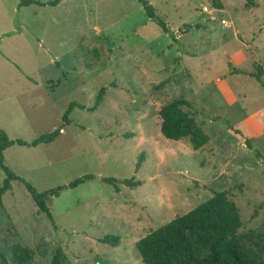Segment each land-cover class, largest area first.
I'll return each instance as SVG.
<instances>
[{
  "label": "rangeland",
  "instance_id": "obj_1",
  "mask_svg": "<svg viewBox=\"0 0 264 264\" xmlns=\"http://www.w3.org/2000/svg\"><path fill=\"white\" fill-rule=\"evenodd\" d=\"M147 1L168 32L138 0H0V129L31 141L62 127L49 143H14L4 164L37 192L93 175L45 199L52 219L12 179L0 207L1 264H53L57 252L62 264H144L138 239L222 190L256 249L264 133L252 141L244 118L260 110L264 123V86L249 74L261 65L264 81V0ZM174 98L190 103L208 136L198 149L160 132L158 111ZM5 176L0 167V186ZM111 236L117 245L101 241Z\"/></svg>",
  "mask_w": 264,
  "mask_h": 264
},
{
  "label": "trees",
  "instance_id": "obj_2",
  "mask_svg": "<svg viewBox=\"0 0 264 264\" xmlns=\"http://www.w3.org/2000/svg\"><path fill=\"white\" fill-rule=\"evenodd\" d=\"M61 0H49L38 2L37 0H21L24 5L30 3L57 5ZM146 14L154 19L163 32H168L166 23L155 14L154 7L147 0H138ZM214 5L221 7V4L213 0ZM263 69L258 66L254 76L261 85ZM106 87H101L96 95L94 105L90 110H95L103 100ZM190 107V103L184 98H174L163 105L159 111L160 132L168 139H189L191 146L198 149L208 142V136L196 123L190 112L184 109ZM74 107L70 103L62 115L65 124L70 122L69 114ZM84 107V106H82ZM62 127L54 131L41 134L31 141L22 139H10L0 129V167L5 173L3 183L0 186V207L3 205L2 196L10 188V181L19 178L25 184L29 194L36 203L38 209L46 213L52 219L51 212L45 204L48 196H58L59 193L68 188L93 178V175H84L75 178L68 184L60 185L44 192H37L36 189L24 179L14 174L5 164L3 152L5 149L17 143L28 147H34L41 143L51 142L60 132ZM109 183L115 182L112 178H103ZM123 183L131 185V180H123ZM137 183V182H136ZM138 184V183H137ZM243 225L239 209L236 203L228 196L227 191H215L206 201L200 203L193 209L177 215L167 223L149 231L135 243L136 249L144 264H264V232L252 240L256 246L252 248L245 242L243 234L239 229ZM250 240L251 238L248 237ZM103 242L117 245V236L102 238ZM63 256L57 252L52 260L53 264H62ZM1 264V263H0Z\"/></svg>",
  "mask_w": 264,
  "mask_h": 264
},
{
  "label": "crops",
  "instance_id": "obj_3",
  "mask_svg": "<svg viewBox=\"0 0 264 264\" xmlns=\"http://www.w3.org/2000/svg\"><path fill=\"white\" fill-rule=\"evenodd\" d=\"M62 1V0H61ZM60 1V2H61ZM59 2V3H60ZM58 3V4H59ZM57 4V5H58ZM186 29H183V30H180L179 32L176 33V36L178 38H180V36L182 35V33L185 31ZM238 57H240L239 59L240 60H243L244 59V52L243 50H240V53L237 54ZM251 73V72H250ZM249 73V74H250ZM260 115V110H255L251 113H249L248 115L245 116L244 118V122L246 123L247 127L250 129L253 127V129H250L251 130V134L249 135V137L252 139H254V137L258 134H262L264 133V123L261 124L258 120H257V117ZM249 140V139H248ZM247 140V141H248Z\"/></svg>",
  "mask_w": 264,
  "mask_h": 264
},
{
  "label": "built area",
  "instance_id": "obj_4",
  "mask_svg": "<svg viewBox=\"0 0 264 264\" xmlns=\"http://www.w3.org/2000/svg\"><path fill=\"white\" fill-rule=\"evenodd\" d=\"M212 10H213V9H212ZM212 10H211V11H208V12H212ZM221 22H222L223 24H227L225 20H221Z\"/></svg>",
  "mask_w": 264,
  "mask_h": 264
}]
</instances>
